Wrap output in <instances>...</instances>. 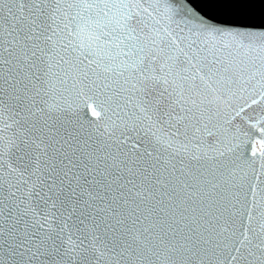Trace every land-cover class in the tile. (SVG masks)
Instances as JSON below:
<instances>
[{"label": "snow or ice", "instance_id": "6c2138e0", "mask_svg": "<svg viewBox=\"0 0 264 264\" xmlns=\"http://www.w3.org/2000/svg\"><path fill=\"white\" fill-rule=\"evenodd\" d=\"M0 264H264V0H0Z\"/></svg>", "mask_w": 264, "mask_h": 264}]
</instances>
